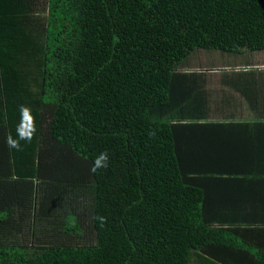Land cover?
<instances>
[{
    "label": "trees",
    "instance_id": "trees-1",
    "mask_svg": "<svg viewBox=\"0 0 264 264\" xmlns=\"http://www.w3.org/2000/svg\"><path fill=\"white\" fill-rule=\"evenodd\" d=\"M200 49L263 50L264 0H0V264H264V232L205 215L217 169L176 141L204 125L173 78L207 73L180 72Z\"/></svg>",
    "mask_w": 264,
    "mask_h": 264
},
{
    "label": "crops",
    "instance_id": "crops-1",
    "mask_svg": "<svg viewBox=\"0 0 264 264\" xmlns=\"http://www.w3.org/2000/svg\"><path fill=\"white\" fill-rule=\"evenodd\" d=\"M235 54L249 63L238 73L174 75L175 92L186 100L175 111L183 121L204 124L178 122L175 137L193 145L189 160L195 175L212 164L217 169L197 179L206 193L205 215L264 232V49ZM187 68L179 71L205 70Z\"/></svg>",
    "mask_w": 264,
    "mask_h": 264
},
{
    "label": "clouds",
    "instance_id": "clouds-1",
    "mask_svg": "<svg viewBox=\"0 0 264 264\" xmlns=\"http://www.w3.org/2000/svg\"><path fill=\"white\" fill-rule=\"evenodd\" d=\"M20 119L16 126V136L13 137L10 133L5 137V143L8 148L15 149L16 151H22L23 146L21 141L31 143L36 132V118L32 114V109L28 105L19 106ZM109 166V154L107 151L100 153L94 159L90 168L91 173H96L100 169H107ZM98 220L103 222L106 218L97 217Z\"/></svg>",
    "mask_w": 264,
    "mask_h": 264
},
{
    "label": "rangeland",
    "instance_id": "rangeland-1",
    "mask_svg": "<svg viewBox=\"0 0 264 264\" xmlns=\"http://www.w3.org/2000/svg\"><path fill=\"white\" fill-rule=\"evenodd\" d=\"M234 55L215 49H200L190 54L185 63L202 67L207 73H238L249 63Z\"/></svg>",
    "mask_w": 264,
    "mask_h": 264
}]
</instances>
